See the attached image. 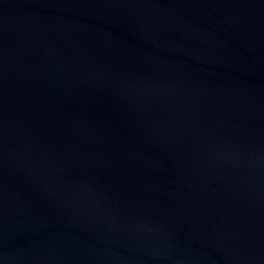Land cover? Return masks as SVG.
<instances>
[{
    "label": "water",
    "instance_id": "water-1",
    "mask_svg": "<svg viewBox=\"0 0 264 264\" xmlns=\"http://www.w3.org/2000/svg\"><path fill=\"white\" fill-rule=\"evenodd\" d=\"M0 264H264V0H0Z\"/></svg>",
    "mask_w": 264,
    "mask_h": 264
}]
</instances>
